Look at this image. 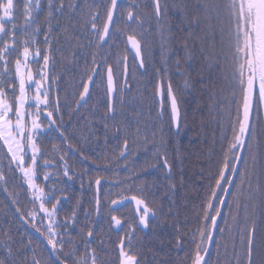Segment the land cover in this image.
Instances as JSON below:
<instances>
[{
	"label": "trees",
	"instance_id": "16d2710c",
	"mask_svg": "<svg viewBox=\"0 0 264 264\" xmlns=\"http://www.w3.org/2000/svg\"><path fill=\"white\" fill-rule=\"evenodd\" d=\"M7 1L0 0V15ZM110 3L10 0V18L0 21V92L10 104L15 105L18 96L15 67L23 51L29 53L35 72L49 56V80L57 91L56 130L44 127L34 141L38 163L53 164L44 170L59 177L37 183L42 189L38 201L0 139V264H118L121 237L134 264H193L205 250L213 218L215 234L203 264H264V111L256 62L255 103L243 141L250 77L246 38L254 19L248 0H158L159 16L153 0H125L117 5L108 38L100 45L94 35L96 30L99 35ZM129 36L140 43L143 70L126 47ZM125 58L129 88L122 94ZM94 67L97 74L84 107L96 108L95 114L89 112L83 121L84 107H74ZM107 67L117 85L111 115ZM158 83L176 100L177 130L167 106L158 115ZM147 96L148 115L143 107ZM84 124L96 127L87 133L86 147ZM124 143L129 153L120 159ZM66 145L75 154L67 153ZM83 152L90 154L87 165ZM145 153L149 173L143 184ZM239 155L221 212L209 213L223 169L227 177L214 196L216 208ZM85 168L118 181L100 186L97 218L93 181H83ZM129 178L132 192L154 218L143 232L133 212L126 214L124 208L118 213L122 230L115 233L109 204L115 192L129 188ZM59 195L68 198L60 200Z\"/></svg>",
	"mask_w": 264,
	"mask_h": 264
},
{
	"label": "water",
	"instance_id": "95a60500",
	"mask_svg": "<svg viewBox=\"0 0 264 264\" xmlns=\"http://www.w3.org/2000/svg\"><path fill=\"white\" fill-rule=\"evenodd\" d=\"M124 0H112L111 1V5L100 35V40L99 43L102 45L104 44V42L106 41L111 25H112V21L114 18V13L116 10V6L119 2H123ZM154 1V6H155V11L157 16H159V6H158V0H153ZM261 2L263 3V7H264V0H261ZM247 7L249 9V11L252 10L253 14H254V19H253V24L249 27L248 30V34H247V38H246V51H247V65L248 67H250V77L248 79V82L246 84V92H245V102H244V108H243V127H244V131H243V136L244 139L247 136V132L249 129V125L251 122V117H252V112H253V107H254V101H255V90H256V79H255V58H254V54H253V43L255 44V11L253 9V0H248V4ZM132 13L130 12L127 16V21L131 22L132 20ZM250 32L253 33L254 35V41L252 40L251 34ZM126 44H127V48L129 50V52L135 57L137 64L139 65L140 69L143 70V64H142V56H141V48H140V43L137 41L136 38L134 37H127L126 39ZM47 68H48V57L46 59V63H45V81H46V77H47ZM95 74H96V68H94L93 73L91 74V76L89 77V79L87 80L80 96L79 99L76 103L75 109L78 110V108L86 101L87 96L89 94V90L91 88V85L94 81L95 78ZM127 59L125 58L124 60V67H123V79H122V85H125L126 79H127ZM26 82H27V87L28 88H32L34 86L35 80H34V75L33 72L31 70V68H28L27 74H26ZM106 88H107V95H108V102H109V112L111 113L112 111V106H113V100L115 97V80L114 77L112 75V71L111 68H107L106 70ZM169 102H170V108H171V113H172V121H173V125L174 128L177 127V119H178V111H177V106L174 100V97L172 95V93L169 91ZM157 98L158 101L160 103V107H161V103H162V90L160 85H158V89H157ZM43 117H45L47 119V121L49 122V124L52 127H55L54 123H53V119L51 118V116L49 115L48 112L42 113ZM124 156V152L122 153L121 157ZM240 157H238L235 166H234V172L233 175L236 172L238 163H239ZM225 176V171L222 173L221 178L219 180V184H221L223 178ZM100 185V181L96 182L95 185V189H96V215L98 213V187ZM66 199V198H64ZM127 203H132L134 205V209H135V213L137 215V217H139L138 219V227L143 230V231H147V219L148 217H152L153 213L151 211H149V209L146 208V206L144 205V203L136 198H125L122 200H116L114 202L111 203L110 208L111 209H117ZM139 211H143L144 215L142 217H140L139 215ZM112 229L114 232H118L121 229V223L119 220L117 219H113L112 220ZM214 232H215V226L212 228L209 239L207 241L206 247H205V251L203 253V255L201 256V258L196 257L194 264H203V262L205 261L212 240H213V236H214ZM47 246L49 247L50 251L52 252V247L47 244ZM118 252H119V257H120V264H133L132 260L130 258L127 257V253L128 251H124V241L121 240L120 244L117 246Z\"/></svg>",
	"mask_w": 264,
	"mask_h": 264
},
{
	"label": "rangeland",
	"instance_id": "374dc122",
	"mask_svg": "<svg viewBox=\"0 0 264 264\" xmlns=\"http://www.w3.org/2000/svg\"><path fill=\"white\" fill-rule=\"evenodd\" d=\"M9 3L3 5L0 21L10 18ZM30 59L29 53L26 50L23 51L22 58L15 67L19 85L15 105L6 101L0 92V139L7 149L12 163L22 175L29 192L39 201L42 196V189L35 181L34 168L37 147L34 140L37 133L44 131V124L40 121V104L44 101L40 95L43 82L38 79L33 89H28L26 74ZM258 89L263 106L264 89L262 83H258ZM25 142H27L26 148Z\"/></svg>",
	"mask_w": 264,
	"mask_h": 264
},
{
	"label": "flooded vegetation",
	"instance_id": "af4514ba",
	"mask_svg": "<svg viewBox=\"0 0 264 264\" xmlns=\"http://www.w3.org/2000/svg\"><path fill=\"white\" fill-rule=\"evenodd\" d=\"M102 30V29H101ZM100 33H101V31L99 32V35L97 36L98 37V39H99V37H100ZM43 60V59H42ZM40 65H41V68H39V69H41V70H39V71H37L36 70V72L34 71V70H32L33 71V73H34V76H35V84H36V82H37V80L38 79H41L42 80V82H43V85H42V87H41V89H40V95L44 98V101H43V103H41L40 104V112H41V117H40V119L41 120H43V124H44V127L47 129V127H50V128H52L51 127V125L48 123V121H47V119L45 118V117H42V113H45V112H48L49 113V115L51 116V118L54 120L55 119V116H56V114H58V104H57V97H56V93H57V91H56V86H55V84L54 83H52L50 80H49V75L47 74V79H46V81H45V69H44V60L42 61V63H40ZM31 67V66H30ZM86 83V82H85ZM85 85V84H84ZM83 88H84V86H83ZM83 88H82V90H83ZM115 88H116V91H117V85H115ZM129 87L126 85L125 86V88H122V82H121V84H120V91L122 92V94H124V92H125V89H128ZM91 89H92V86H91V88H90V90H89V94H90V91H91ZM82 90H81V92H82ZM156 93H157V90H156ZM169 91L167 92V94H164V92H163V90H162V109H163V107H164V105L165 106H167V108H168V113H169V116H170V121L172 122V113H171V108H170V102H169ZM89 94H88V96H87V99H88V97H89ZM93 98H95V97H93ZM108 98V97H107ZM87 99H86V101L79 107V108H82V107H84V105L86 104V102H87ZM156 99H157V103H158V109H159V102H158V98H157V95H156ZM77 101H78V99H77ZM143 107L145 108V113H146V115H148V110H149V96H147L146 97V100H145V103H144V105H143ZM78 108V109H79ZM95 109L96 108H93L92 106H86V107H84V111H83V113H82V117H83V121H85L86 120V118H87V115L89 114V112H91V111H93V114H95ZM107 109H108V114L109 115H111L110 114V112H109V103L107 104ZM74 111H76V109H75V107H74ZM158 115H159V111H158ZM160 116V115H159ZM145 123L146 124H148V121H145ZM46 125V126H45ZM93 128H96V127H87V126H85V124H84V126H82V135H83V142H82V146L83 147H86L87 146V144H86V141H85V139L87 138V133L88 132H94V130H92ZM53 129V128H52ZM95 135H96V133H95ZM138 137V136H137ZM143 138L146 140V142H148V139H149V136L147 135V133H146V135L145 136H143ZM126 145V149H125V155L124 156H126L128 153H129V150H128V145H127V143H124L123 144V147H122V149H121V151H120V153H119V157H120V155H121V153L123 152V148H124V146ZM66 150H67V153L69 152V150L70 151H72V153L73 154H75V152L72 150V148L69 146V145H66ZM90 154H86V152H83V154H82V156H81V159L83 160V161H85V159H86V157L87 156H89ZM238 157H240V159H241V156L239 155ZM238 157H237V159H238ZM28 159H30V157H28ZM237 159L235 160V163H236V161H237ZM38 160H39V150L37 149V153L35 154V164H37L38 163ZM28 161V160H27ZM239 162H240V160H239ZM40 163V162H39ZM235 163H234V166H235ZM85 164H86V161H85ZM148 164H149V162H148V156H147V153H145V156H144V162H143V167H142V172H143V177H145V178H143V184H144V182H146V178L148 177V173H149V169H148ZM39 165H41V166H44V163H41V164H39ZM87 165V164H86ZM46 166V165H45ZM234 166H233V169H232V172H231V174H230V176H229V178H228V182H227V184H226V186H225V188H224V191H223V193H222V196H221V198H220V200H219V202H218V205H217V208L214 206L215 205V195L217 194V192H218V190L220 189V187L222 186V184H223V182H224V180L226 179V177H227V168L225 167L224 169H223V171H222V173L225 171V176H224V178H223V180H222V182H221V184L220 185H218L219 184V180H218V182H217V186H216V188H215V191H214V196L211 198V201H210V203H209V206H208V212L209 213H211L212 211H214V210H216V212H218V213H220L221 212V210H222V207H223V205H224V203H225V201H226V198H227V196H228V194H229V191H230V189H231V187H232V184H233V182H234V180H235V176H236V173H237V170H238V166H239V163H238V166H237V169H236V172H235V174L233 175V172H234ZM37 168L38 167H36L35 166V168H34V172H35V181H36V183H38V182H41L42 180L43 181H47L48 179H52V180H54V181H56V180H58L59 179V177L58 176H51L50 175V172H47V171H45V170H40V173H38L37 172ZM222 173H221V175H222ZM40 175L43 177V178H41L40 177ZM221 175H220V177H221ZM220 179V178H219ZM88 180H92L93 182V185H92V187H91V191H92V196L93 197H96V189H95V185H96V182H98V181H100V185H99V187H98V192H99V189H100V186L102 185V183H105V182H108V183H110L111 185H117V183H118V181H112V182H110V181H108V180H106L105 178H102V177H99L98 176V171H96V170H88V169H84V172H83V181H88ZM66 183H69L70 182V180L68 179V178H66V180H64ZM128 184H129V188L126 190V191H124V192H115L112 196H114V198L111 200V202H110V204L112 203V202H114V201H116V200H122V199H125V198H136V199H139V200H141V201H143L142 199H140L138 196H136L133 192H132V189H133V183H132V180H131V178H129V180H128ZM138 188V187H137ZM89 195H90V193H89ZM59 198H68L67 196H61V195H59L58 196ZM143 203H144V205L146 206V208H148L149 209V207L146 205V203L143 201ZM110 204H109V209L112 211V214L109 216V220H110V222H111V228H112V220L115 218V219H117V220H119L120 221V223H121V229H120V231L122 230V227H123V221H122V218H120L119 217V212L120 211H122L124 208H126V211H125V213L126 214H128V213H130V211H132L133 212V214H134V217L136 218V223L138 224V219H139V217H137V215H136V213H135V209H134V205L132 204V203H127V204H125V205H123V206H121V207H119V208H117V209H111L110 208ZM149 211H152L151 209H149ZM153 212V211H152ZM139 215H140V217H142L143 215H144V212L143 211H139ZM151 218H154V213H153V216L152 217H148V219H147V223H148V221H149V219H151ZM215 221H216V218H213L212 220H211V222L213 223V225H212V227H211V230H212V228L215 226V229H216V225L214 224L215 223ZM211 230H210V233H211ZM119 231V232H120ZM118 232V233H119ZM210 236V235H209ZM209 238V237H208ZM121 240H123L124 241V238L123 237H121V239H120V241H119V243L117 244V246L120 244V242H121ZM124 251H129L126 247H125V242H124ZM129 253V252H128ZM127 253V257H131L129 254ZM118 264H120V257H119V263Z\"/></svg>",
	"mask_w": 264,
	"mask_h": 264
},
{
	"label": "bare ground",
	"instance_id": "6f19581e",
	"mask_svg": "<svg viewBox=\"0 0 264 264\" xmlns=\"http://www.w3.org/2000/svg\"><path fill=\"white\" fill-rule=\"evenodd\" d=\"M253 9L255 11L256 63L260 81L264 84V7L261 0H253Z\"/></svg>",
	"mask_w": 264,
	"mask_h": 264
}]
</instances>
